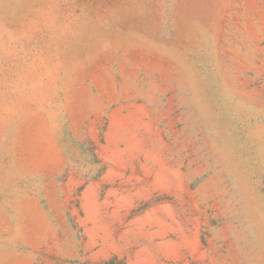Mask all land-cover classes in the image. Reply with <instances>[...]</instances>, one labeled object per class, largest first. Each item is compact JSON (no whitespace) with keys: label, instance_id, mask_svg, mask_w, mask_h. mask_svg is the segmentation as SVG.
<instances>
[{"label":"rangeland","instance_id":"1","mask_svg":"<svg viewBox=\"0 0 264 264\" xmlns=\"http://www.w3.org/2000/svg\"><path fill=\"white\" fill-rule=\"evenodd\" d=\"M264 264V0H0V264Z\"/></svg>","mask_w":264,"mask_h":264},{"label":"trees","instance_id":"2","mask_svg":"<svg viewBox=\"0 0 264 264\" xmlns=\"http://www.w3.org/2000/svg\"><path fill=\"white\" fill-rule=\"evenodd\" d=\"M110 264H113V262H111Z\"/></svg>","mask_w":264,"mask_h":264}]
</instances>
